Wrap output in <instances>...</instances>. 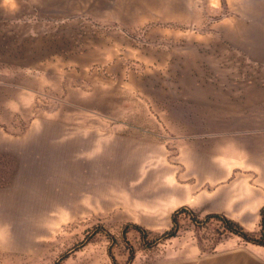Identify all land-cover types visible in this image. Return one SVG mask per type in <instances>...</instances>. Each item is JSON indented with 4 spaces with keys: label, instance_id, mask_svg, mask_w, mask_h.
Instances as JSON below:
<instances>
[{
    "label": "rangeland",
    "instance_id": "374dc122",
    "mask_svg": "<svg viewBox=\"0 0 264 264\" xmlns=\"http://www.w3.org/2000/svg\"><path fill=\"white\" fill-rule=\"evenodd\" d=\"M33 7L36 34L0 21V264H114L111 247L127 264L125 229L129 264H170L173 242L157 238L179 187L199 221L259 234L236 205L264 150L237 141H264V0ZM178 235L207 252L239 239L185 215Z\"/></svg>",
    "mask_w": 264,
    "mask_h": 264
},
{
    "label": "crops",
    "instance_id": "0c3cea01",
    "mask_svg": "<svg viewBox=\"0 0 264 264\" xmlns=\"http://www.w3.org/2000/svg\"><path fill=\"white\" fill-rule=\"evenodd\" d=\"M36 2L38 0H0V21L24 26L28 34L40 32L36 26L38 13L36 7H33ZM217 142L221 144L220 151L221 147H223L222 143L223 145L227 143V141ZM240 142L245 144L246 147L251 143L254 146L258 145L260 149L264 150V141H237V143ZM216 153L218 152H215V159L213 161L221 163L223 160L222 152H219V155ZM256 158L257 161L264 162V153L259 154L258 157L257 155L252 157L253 160H256ZM210 160L212 161V159ZM260 168L264 170V163L260 165ZM213 178H219L215 181L223 180L221 176ZM241 181L245 187L243 191L244 196L241 201L237 202L236 208L255 211L253 215L261 218L260 210L264 206V171L251 172L248 176H242ZM191 190V188L187 187H179L174 190L172 192L171 209L175 211L181 206H189L192 209L201 208L189 203ZM204 208L215 210L227 209L225 198H223V201L220 199ZM239 223L243 225L242 222ZM182 238L177 235L169 239L172 240V246L174 247L170 264H264V245L244 241L239 236H237L239 239L230 236L221 240L211 252L203 250L202 245L190 236L187 237L189 239L186 241H183Z\"/></svg>",
    "mask_w": 264,
    "mask_h": 264
},
{
    "label": "trees",
    "instance_id": "16d2710c",
    "mask_svg": "<svg viewBox=\"0 0 264 264\" xmlns=\"http://www.w3.org/2000/svg\"><path fill=\"white\" fill-rule=\"evenodd\" d=\"M182 215L188 216L196 225H200V224H204L206 223L209 219H217L218 221H220L225 229V231L235 234L239 237H241L243 240L247 241V242H251L253 244H257V245H264V206L261 208L260 210V232L259 234H254L248 230H246L243 225H241L239 222L228 218L225 215H218L215 213H212L210 215H208L205 219V221H199L196 218V214L193 211L192 208H190L189 206H181L178 209H176L173 213H172V226L166 230L165 232H163L161 234V236L158 239H164V240H168L171 239L175 236L178 235L179 230H180V217ZM132 227H134L136 230H138L141 234V236L143 237V239L146 238V229L140 225H132ZM127 232L126 229L123 231V240L126 242V244L129 246V259L127 264H129L135 257V251L133 246L129 243L128 239H127ZM113 243L115 242V239H112ZM112 258H113V262L114 264H117L114 256L112 255V247L109 250Z\"/></svg>",
    "mask_w": 264,
    "mask_h": 264
}]
</instances>
